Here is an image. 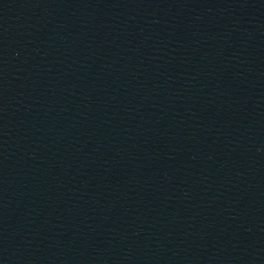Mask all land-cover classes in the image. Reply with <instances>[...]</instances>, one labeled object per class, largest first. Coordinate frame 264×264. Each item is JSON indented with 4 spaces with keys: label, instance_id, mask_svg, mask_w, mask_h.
Segmentation results:
<instances>
[{
    "label": "water",
    "instance_id": "95a60500",
    "mask_svg": "<svg viewBox=\"0 0 264 264\" xmlns=\"http://www.w3.org/2000/svg\"><path fill=\"white\" fill-rule=\"evenodd\" d=\"M0 264H264V0H0Z\"/></svg>",
    "mask_w": 264,
    "mask_h": 264
}]
</instances>
